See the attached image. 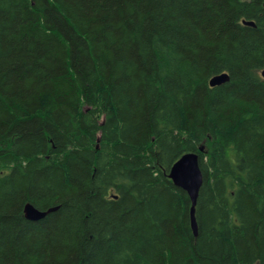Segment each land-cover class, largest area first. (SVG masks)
Wrapping results in <instances>:
<instances>
[{"label": "trees", "instance_id": "trees-1", "mask_svg": "<svg viewBox=\"0 0 264 264\" xmlns=\"http://www.w3.org/2000/svg\"><path fill=\"white\" fill-rule=\"evenodd\" d=\"M263 70L264 0H0V264H264Z\"/></svg>", "mask_w": 264, "mask_h": 264}, {"label": "water", "instance_id": "water-1", "mask_svg": "<svg viewBox=\"0 0 264 264\" xmlns=\"http://www.w3.org/2000/svg\"><path fill=\"white\" fill-rule=\"evenodd\" d=\"M250 26H255L254 23H246ZM262 77L264 79V70L262 71ZM230 81L228 74H222L214 77L210 81L212 87L222 86ZM203 151V149H201ZM170 179L174 182L175 186L185 191L192 203L191 211V226L194 234L197 235L198 225L196 220L195 208L198 202L199 193L203 185V173L199 165V155L195 153H189L182 156L171 168ZM31 218L42 219L44 216L38 213L30 214ZM38 220V221H39Z\"/></svg>", "mask_w": 264, "mask_h": 264}, {"label": "bare ground", "instance_id": "bare-ground-1", "mask_svg": "<svg viewBox=\"0 0 264 264\" xmlns=\"http://www.w3.org/2000/svg\"><path fill=\"white\" fill-rule=\"evenodd\" d=\"M246 23H249V22H247V21H245L244 22V24L245 25H247ZM252 23H254V22H252ZM255 24V23H254ZM247 26H250V25H247ZM252 27H255V26H252ZM262 72V71H261ZM256 75V74H255ZM260 75H262V73L260 74ZM219 76V75H218ZM216 77V76H215ZM214 78V77H213ZM212 78V79H213ZM211 79V80H212ZM210 80V81H211ZM210 85V84H209ZM211 86V85H210ZM212 87V86H211ZM214 89V88H213ZM106 123V122H105ZM178 143V142H177ZM184 147V146H183ZM170 148V147H169ZM189 148V147H188ZM171 149V148H170ZM225 149V148H224ZM232 149V148H231ZM230 149V150H231ZM234 149V148H233ZM173 150V149H172ZM237 151V150H236ZM235 153V152H234ZM239 154V153H238ZM225 155V154H224ZM223 155V156H224ZM156 156V155H155ZM178 158V157H177ZM239 160V159H238ZM228 162V161H227ZM160 164V163H159ZM232 164V163H231ZM199 165H200V163H199ZM239 168V167H238ZM242 168V167H241ZM201 169V168H200ZM231 170V169H230ZM224 172V171H223ZM169 177H170V175H169ZM172 180V179H171ZM174 183V182H173ZM203 183H204V179H203ZM244 183V182H243ZM203 186V185H202ZM201 189H202V187H201ZM201 191V190H200ZM199 195H200V193H199ZM225 201V200H224ZM223 201V202H224ZM225 202H227V201H225ZM197 206V205H196ZM58 210V208H53V209H50V210H48V211H46V212H43V211H40V210H38V209H36L33 205H31V204H27L26 206H25V209H24V214H25V218L28 220V221H32V222H38V220L39 219H37L36 217H34V219L33 218H31V216H30V214L32 215L33 213H38L39 215H43L44 217L42 218V219H40L39 221H41V220H43L44 218H46L49 214H51V213H53V212H55V211H57ZM191 211H192V209H191ZM237 212H238V210H237ZM195 214H196V208H195ZM198 225V224H197ZM192 227V226H191ZM194 232V231H193ZM197 235H198V232H197ZM197 235H195V236H197Z\"/></svg>", "mask_w": 264, "mask_h": 264}]
</instances>
